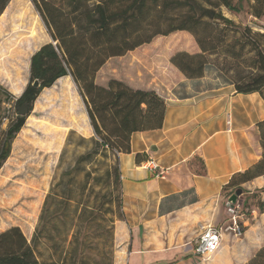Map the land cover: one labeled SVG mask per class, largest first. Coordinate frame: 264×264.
Here are the masks:
<instances>
[{
  "label": "trees",
  "instance_id": "trees-1",
  "mask_svg": "<svg viewBox=\"0 0 264 264\" xmlns=\"http://www.w3.org/2000/svg\"><path fill=\"white\" fill-rule=\"evenodd\" d=\"M32 1L51 42L42 44L39 20L27 0H0V71H5L15 93L23 91V66L28 60L30 63L29 81L19 97L0 84V122L4 102L18 108L29 104L25 115L17 110L7 129L1 130L0 168L21 131L14 146L23 150L32 146L35 151L23 153L21 159L27 160L15 165L19 170L33 169L39 176L33 179L35 186L41 188L63 143L64 129L59 125L87 130L72 84L68 78L58 82L61 77L70 75L77 85L94 135L80 137V143L90 142L91 147L65 168L67 146L63 148L31 240L19 226L0 233V264H89L81 250L86 229L110 223L114 230L115 221L124 218L116 152L130 153L133 133L161 128L166 115L161 94L135 87L125 78L105 75L107 62L114 59L118 63L124 57L127 65L134 56L142 62L145 74L148 69L165 72L173 67L185 78L197 79L204 76L212 56H223L237 62V75L232 79L237 92L259 93L264 98V33L241 28L227 16V12L241 13L247 3L253 17L264 18V0ZM35 81H39L38 87ZM43 91L53 104L58 125H42L41 136H36L29 133L26 120ZM258 128L261 158L234 174L225 190L245 192L244 183L264 175V120ZM74 133L70 131L66 144H71ZM146 158L136 155L138 162ZM101 160L111 162L103 173L88 169ZM81 173L82 179L78 177ZM21 191L27 192L25 188ZM39 192L34 190L37 198ZM259 208L263 211L264 201ZM43 247L50 251L49 258ZM107 264H114L113 256ZM245 264H264V245Z\"/></svg>",
  "mask_w": 264,
  "mask_h": 264
},
{
  "label": "crops",
  "instance_id": "crops-1",
  "mask_svg": "<svg viewBox=\"0 0 264 264\" xmlns=\"http://www.w3.org/2000/svg\"><path fill=\"white\" fill-rule=\"evenodd\" d=\"M113 60L105 75L154 89L166 101L163 126L133 133L131 152L118 157L124 218L115 221L114 264H206L219 255L247 263L264 245L257 229H248L242 244L225 233L220 250L210 258L197 255L194 246L205 226L219 225L226 216L224 200L230 191L224 187L232 176L261 158L258 123L264 120V98L237 92L232 81L221 80L210 66L203 77L188 79L173 67L145 74L134 56L127 65L124 57ZM64 78L73 79L67 75L58 82ZM138 153L147 158L138 162ZM242 187L249 193L263 188L264 175ZM34 229L23 231L29 241Z\"/></svg>",
  "mask_w": 264,
  "mask_h": 264
},
{
  "label": "rangeland",
  "instance_id": "rangeland-1",
  "mask_svg": "<svg viewBox=\"0 0 264 264\" xmlns=\"http://www.w3.org/2000/svg\"><path fill=\"white\" fill-rule=\"evenodd\" d=\"M28 5L33 11L34 15L38 18L40 23V33L43 39V43L51 42V37L44 25V22L36 9L34 2L32 0H27ZM229 13V12H227ZM229 17L235 20L237 25L241 28L250 27L253 31H260L264 33V18L257 19L249 13V6L245 3V9L241 13H229ZM3 37V36H2ZM1 37V38H2ZM1 40V39H0ZM227 60V61H226ZM9 61V60H8ZM210 68L215 70V74L224 81H232L237 75L236 73V63L235 60L230 58L225 59L223 56H212L211 57ZM108 70V68L106 69ZM23 77L25 80V85L23 91L29 81L30 77V63L29 60L24 63L23 66ZM10 79L5 74V71H0V84L5 87L7 91L12 93L15 97H19L21 93H15L12 89ZM72 84V93L79 103L80 113L85 116L86 123L88 125L86 131H82L74 126L67 125L63 123L59 125L64 129V139L61 145L58 156L56 157L54 163L51 166L50 172L47 176L46 183L41 188L35 186L33 179L39 178L38 174L31 168L24 167L18 169L15 165L18 161L22 160L25 162L27 159H21L23 153L35 151V147L26 148L23 150L22 146H14V143L19 138L20 132L17 134L15 140L12 144L11 154L9 158L5 161L3 166L0 168V233L9 229L12 226H19L23 231L29 232L34 228L38 222L42 206L47 194L50 191L51 184L53 182L54 175L57 171V164L59 161L60 154L63 148L65 150V164L64 168L71 165L75 160L76 156L91 147V143H80L79 139L82 135L90 137L93 135V128L90 123L85 103L82 99V96L79 93L78 87L75 84L74 80H70ZM43 91L34 104V108L31 111L30 115L26 120L29 126L26 128L29 130V133L36 136H41L42 130L41 126L45 124L55 123L53 118V109L52 103L47 102V98L44 97ZM5 97V95H3ZM18 110V106H15L12 102H4L2 105L1 113L3 115V120L0 122V137L2 136L1 130L7 129L11 120L15 117V114ZM24 125V127L26 126ZM23 129V128H22ZM75 131L71 136V144L67 143V138L70 131ZM9 160V161H8ZM114 158L111 159V162ZM111 162H103L101 160L98 165L89 166L88 169L92 171H97L101 174L105 171V167L110 165ZM96 173V172H95ZM80 179L83 178V173L78 176ZM24 188L27 190L26 193L22 192L21 189ZM39 189V197L37 198L34 194L35 189ZM264 187L260 189H255L251 193L245 190L239 195H236L235 192H227L225 194L224 200V210L225 215L223 220L220 222L219 226H226L231 218V214L228 211L229 204H239L240 209L238 212L239 220L246 232L248 229L256 230L257 235L261 233L264 234V209L263 211L259 208L260 202L264 201ZM234 199V203L230 202L231 199ZM228 202V204H227ZM35 204V205H33ZM114 232V240L112 241V234ZM86 237L84 238V245H82L81 250H84V255L89 261V264H107L109 262V257L113 256L115 260L116 254H118L116 241H115V225L114 230L111 228L110 223L101 224L98 227H92L86 229ZM229 235L231 241L235 243H243L248 238H245V233L242 237L236 238L233 234L226 233ZM261 237V236H260ZM187 242V241H186ZM192 246V245H191ZM47 258L50 257V251L43 247ZM126 258V254L124 253ZM216 259V260H215ZM240 264L238 260H231L230 255H219L214 258L212 261L207 262L206 264Z\"/></svg>",
  "mask_w": 264,
  "mask_h": 264
},
{
  "label": "built area",
  "instance_id": "built-area-1",
  "mask_svg": "<svg viewBox=\"0 0 264 264\" xmlns=\"http://www.w3.org/2000/svg\"><path fill=\"white\" fill-rule=\"evenodd\" d=\"M119 156L120 153L116 152ZM151 168H158L157 165L150 166ZM239 204H229L228 211L231 214L229 223L226 226H219L209 224L203 228L194 246V252L203 258H210L213 254L220 250L223 235L225 233L233 234L234 237L240 238L244 235L245 231L239 220Z\"/></svg>",
  "mask_w": 264,
  "mask_h": 264
},
{
  "label": "water",
  "instance_id": "water-1",
  "mask_svg": "<svg viewBox=\"0 0 264 264\" xmlns=\"http://www.w3.org/2000/svg\"><path fill=\"white\" fill-rule=\"evenodd\" d=\"M34 85H35L36 87H38V86H39V81H35V82H34ZM28 110H29V104H28V103H25V104H23L22 106H20V107L18 108V112H19L20 115H25V114L28 112ZM241 193H242V190H238V191H236V192H235V195H234L233 198H235L236 195H239V194H241ZM233 198L230 200V202H232V203H234V199H233Z\"/></svg>",
  "mask_w": 264,
  "mask_h": 264
}]
</instances>
